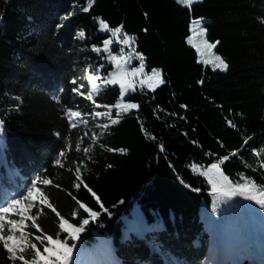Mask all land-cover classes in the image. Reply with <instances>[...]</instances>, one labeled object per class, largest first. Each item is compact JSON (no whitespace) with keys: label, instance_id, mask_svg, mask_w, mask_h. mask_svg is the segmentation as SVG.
<instances>
[{"label":"trees","instance_id":"16d2710c","mask_svg":"<svg viewBox=\"0 0 264 264\" xmlns=\"http://www.w3.org/2000/svg\"><path fill=\"white\" fill-rule=\"evenodd\" d=\"M199 17L224 71L199 61L187 40ZM101 21L122 25L134 43L116 42ZM81 43L105 77L115 72L101 58L107 53L124 55L137 76L87 99ZM153 69L161 82L148 88ZM127 103L138 108L115 107ZM69 108L82 113L75 128ZM0 121V205L37 176L51 181L37 186L56 212L29 211L39 230L26 220V259L31 243L43 252L35 236L67 237L60 216L79 226L83 204L100 215L79 240L68 239L77 245L73 260L86 253L97 264H203L221 233L234 246L226 264H264L263 241L250 239L241 220L246 212L213 190L212 170L203 174L218 163L224 176L264 191V0H0ZM10 257L0 242V264H22Z\"/></svg>","mask_w":264,"mask_h":264},{"label":"snow or ice","instance_id":"6c2138e0","mask_svg":"<svg viewBox=\"0 0 264 264\" xmlns=\"http://www.w3.org/2000/svg\"><path fill=\"white\" fill-rule=\"evenodd\" d=\"M185 3L191 4L192 0H184ZM197 24H202V20L196 21ZM101 24L103 26L104 30L111 31L112 36L116 38V42L122 43L123 45H131L134 43V37L129 36L126 33H123V26H118L114 29H110L108 24L106 22L101 21ZM205 30L201 28V32H204ZM80 38H83L85 33L83 30H81L78 33ZM123 36L122 39H119ZM113 43V39H109L105 41L104 50H108L109 45ZM206 47L208 49L215 48V44H209L207 42ZM218 43V42H217ZM99 51V49H97ZM137 58L140 57V54L137 53ZM207 62V61H206ZM120 63V59H117V64ZM214 66L216 68H223L226 69L228 65L224 62L223 59H221L219 56L215 57V64ZM141 68H143V64L141 63ZM136 71H139V69H135L134 73ZM119 76V74H117ZM153 75H159V73L153 72ZM91 81V87L93 90L99 91V86L97 85V79L96 76H90L88 78ZM123 77L118 78L114 77L111 80H104L103 83L105 85L112 84L115 85L118 82L121 83V88L124 89L125 85L122 83ZM75 83V82H74ZM82 87V86H81ZM134 90V89H132ZM73 92H76L79 95H84L83 92L80 91L79 88H73ZM93 91H89L87 93V99L93 100ZM117 109H122L124 111H127L129 109H136L138 108V104L136 103H127V104H117L115 105ZM119 112H117V117L119 116ZM96 116L103 115L100 112L95 113ZM110 115V112L108 113ZM67 117L68 120L71 122V127L75 128L77 127V123L74 122V118H81L82 113L80 111H73L71 108L67 111ZM81 123H86V121L80 120ZM113 124L117 123L118 120L113 119L111 121ZM104 127H107V125H104ZM3 130V122L0 121V131ZM247 143V141H245ZM76 148L79 149L80 145L77 144ZM85 152L88 151V149H84ZM255 151V150H254ZM234 155L236 153H233ZM257 155H260L259 152L256 153ZM60 157H64L66 154L64 151H61L58 154ZM228 157L225 156L223 160H227ZM221 160V163L223 162ZM55 163L59 166L62 165L61 159H56ZM264 166V164H262ZM220 164L213 163L210 165V168L205 170L203 174L207 175L211 170H217L219 171ZM223 180L228 181L227 176H223ZM38 182L42 183L43 185H49L51 183L48 179H41V177L37 176L35 179H33L30 182V186L27 187L25 193L19 194L17 197L12 198L10 202L5 201L3 205H0V242H2V246L4 249L7 250L8 253L11 254V259L13 261L19 260L22 262V264H71L73 260V250L77 247L75 243H68V239H71L72 241H76L80 239V234L85 230V226L89 224L90 220L94 221L100 213L93 211L91 208H86L85 205L81 204L80 207L84 208L87 212V218H83L82 221L79 223V226H76L74 224L69 223L68 219H65L64 217L60 216V223H59V229L67 234V237L63 240L59 238H54L52 235H43V236H35V240L39 241L41 245L43 246V252H41L40 248L37 247L36 243H31L30 247L33 250L31 259H26L25 255L23 254L25 252V249L27 247V244L25 241L27 240V235L24 232L26 225V220L32 221V226L35 227L37 230H39V225L36 224V216H29L28 213L33 207H38L40 205H47L49 209H52L53 212H56V209L53 207V205L48 201V196L45 194L44 191L40 187H38ZM229 184L231 182L229 181ZM78 186V185H77ZM213 190L214 191H223L226 195L229 196H236L238 194H245L249 191L250 185L248 183H236L232 185L230 188H218L216 185V182H212ZM254 186V185H252ZM248 199L255 200L256 203L261 205V207H264V194H262V198H257L256 196H248ZM27 201V203H25ZM101 207H103L101 205ZM105 212H107V209H104ZM57 216H59V213H56ZM110 214V213H109ZM39 215V213H37ZM75 215V213L73 214ZM12 216H19L20 219H14L11 218ZM7 227V233H5V228ZM19 232L20 235L17 236L16 233ZM47 242L46 244L44 242ZM17 250L21 253L19 256H17Z\"/></svg>","mask_w":264,"mask_h":264},{"label":"rangeland","instance_id":"374dc122","mask_svg":"<svg viewBox=\"0 0 264 264\" xmlns=\"http://www.w3.org/2000/svg\"><path fill=\"white\" fill-rule=\"evenodd\" d=\"M179 3L183 5H190L184 2V0H177ZM200 0H192L193 2H197ZM70 18V15L66 16L64 20H68ZM202 20L205 21L204 18L199 17L194 19L191 22L190 26V35L188 36L187 40L188 42L195 47L198 53V59L199 61L203 63H207L212 65L214 68L215 64V57L219 56L221 59L224 60V58L219 55L214 48L208 49L206 47V43L209 44H215L211 41H209L206 38V32H201V28L205 30L204 24H197L196 21ZM80 32V31H79ZM76 33V40L77 42H82L83 38H80L78 33ZM81 50V59H80V65L82 70V81L85 83L87 88V93L89 91H93V99L96 98L98 95L103 92V90L107 87H117L121 83L118 82L115 85L108 84L105 85L103 83L104 80H111L112 78L116 77L119 78L123 77L122 83L126 82L127 79H132L137 76L139 71H136L134 73L135 69H138L137 67H129L126 64L125 56L116 53L115 55H112V53H107L105 55H101L102 59L106 60H113L115 72L114 74L110 75L109 77H105V75L102 74L100 65L90 59L89 55L87 54V49L84 45H80ZM97 59V58H96ZM117 59H120V63L117 64ZM207 61V62H206ZM226 63V61L224 60ZM227 64V63H226ZM220 71H224L226 69L223 68H216ZM159 73V75H153V72ZM119 74V76L117 75ZM90 76H96L97 79V85L99 86V91L93 90L91 87V81L88 79ZM161 82V72L158 69H153L152 72L148 75L146 85L148 88H154L157 85H159ZM1 137V135H0ZM212 176H214V179H216V185L218 188H230L232 185L236 183H247L246 179L241 177L238 181L232 180L231 178H228V181L223 180V174L221 173L220 169L212 170ZM229 181L231 184H229ZM251 190V189H249ZM221 193H224L223 191H219ZM262 194H264L263 190L260 189H254L252 191H249L248 196H256L258 199L262 198ZM229 196V195H227ZM245 195L238 194L236 196H230L233 197L240 207L241 210H244L246 213L241 214V220L247 224L251 230V236L250 239H254L257 237L258 239H261L264 243V207H261L256 201L248 199ZM27 203V201L25 202ZM11 218L14 219H20L19 216H12ZM7 228V227H6ZM24 232H26V229H24ZM17 236L20 235L19 232L16 233ZM231 239L229 237H223L221 233H214L212 239L209 242V247L207 251V258L204 261L203 264H226L228 257L231 255L232 250L234 246L230 245ZM72 264H97L94 260L90 259L89 256L86 253H81L78 256L74 258L72 261Z\"/></svg>","mask_w":264,"mask_h":264}]
</instances>
